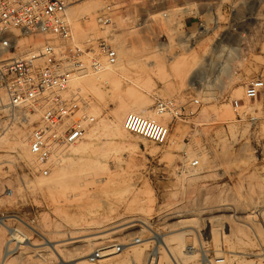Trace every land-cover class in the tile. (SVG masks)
Listing matches in <instances>:
<instances>
[{
    "label": "rangeland",
    "instance_id": "1",
    "mask_svg": "<svg viewBox=\"0 0 264 264\" xmlns=\"http://www.w3.org/2000/svg\"><path fill=\"white\" fill-rule=\"evenodd\" d=\"M89 1L78 0L68 8ZM98 1L93 15L95 30L89 28L87 17L75 22L68 17L73 38L81 42L112 30V45H120L121 51L116 48L118 60L127 59L128 64L98 82L96 90L70 85L71 94L86 102L82 112L95 117L84 137L68 148H58L60 155L45 164H38L34 157L28 163L16 134L24 131L28 149V133L40 113L34 111L37 115L32 119V111L0 107V137L4 136L0 141V218L8 228L17 226L28 233V241L36 244L24 243L28 247L18 249L0 225V261L9 242L11 251L4 258L11 254L8 260L14 257V264H68L79 261L74 260L76 246H83L86 260L94 248L110 240L124 243V253L99 264H133L155 249L161 251L164 264H169L167 251L155 238L159 235L167 239L175 256L181 254L189 264H201L203 255L223 260L231 257L233 264L237 260L264 264V183L260 184L264 176V120L256 125L237 122L230 105L231 99L242 97L245 82L264 71V41L257 37L259 28L264 29V9L258 12L260 27L255 20L250 22L252 36L243 44L248 49L246 57L217 71L221 58L212 53L213 36L195 35V26L184 28L172 15L161 17L160 13L176 7L178 1ZM220 6L210 2L198 8L208 17ZM98 13L112 17L105 29L95 21ZM117 16L131 19L117 25ZM186 22L193 24L190 18ZM43 39L35 36L28 38V43L38 47ZM138 97L148 99L149 111L139 112L145 115H152L157 97L183 102L196 97L201 105L186 121H173L165 145L131 133L111 135L104 122L116 121L118 113L126 109L123 125ZM0 98L6 103L2 89ZM201 155L208 162L204 164ZM194 158L199 160L198 167L188 168L186 163ZM251 197L261 201V210L250 211L246 204ZM249 213L244 220L248 229L243 232L236 223H243L238 218ZM131 220L145 221L146 227L111 234ZM185 230L192 231L175 238ZM100 234L106 237L102 243L91 246L85 241ZM136 235L143 243L131 250ZM43 236L53 244H65L60 255L52 253ZM179 240L185 246L180 247ZM190 246L196 255L186 261Z\"/></svg>",
    "mask_w": 264,
    "mask_h": 264
},
{
    "label": "built area",
    "instance_id": "2",
    "mask_svg": "<svg viewBox=\"0 0 264 264\" xmlns=\"http://www.w3.org/2000/svg\"><path fill=\"white\" fill-rule=\"evenodd\" d=\"M76 1L0 0V89L9 108L40 113L27 137V147L38 164L48 162L58 148H68L81 140L94 123V116L82 112L86 102L69 90L73 78L97 73L105 65H115L118 61L117 50L110 40L112 30L95 39L74 40L67 10ZM174 1H178L177 6L160 13L161 17L167 19L172 15L184 28L195 26V35L213 36L211 50L221 58L217 62L219 69L231 67L246 57L248 49L243 44L252 36L250 22L255 20L260 27L262 19L258 12L264 9V0ZM210 2L221 6L218 12L215 9L205 17L198 5ZM240 9L242 13H238ZM188 18L193 24L186 22ZM111 19L108 13H98L95 17L101 29L108 27ZM35 36L44 39L33 48L28 38ZM257 37L264 41V29L259 28ZM200 105L196 97L185 102L157 97L152 115L128 112L123 127L128 133L165 145L173 121H186L196 115ZM230 105L237 122L256 125L264 120V71L249 78L242 97L231 99ZM186 165L196 168L199 160L194 158ZM140 243V236L132 237L131 244ZM124 248V243L109 240L94 248L86 260L98 264ZM209 260L204 255L202 264H210ZM216 262H223V258H217Z\"/></svg>",
    "mask_w": 264,
    "mask_h": 264
},
{
    "label": "bare ground",
    "instance_id": "3",
    "mask_svg": "<svg viewBox=\"0 0 264 264\" xmlns=\"http://www.w3.org/2000/svg\"><path fill=\"white\" fill-rule=\"evenodd\" d=\"M100 2L98 0H94V1H89V2H85L83 4H78L76 6H74L73 8H68V17L72 20H75L77 21L80 17H87L88 20H89V28L91 30H95V25H94V19H93V15L97 9V7L99 6ZM130 17L126 16H117L115 22H117V25H123L124 22L128 21L127 19H129ZM131 19V18H130ZM133 19V18H132ZM76 27L77 29H82L79 25L78 22H76ZM191 36V35H190ZM189 38V37H188ZM114 39H116V37H114ZM41 45V44H40ZM33 48H36L34 46H32ZM116 48L120 50V45H117ZM125 62L128 64V60L126 59V61H124L123 58H120L119 57V60L118 62L115 64V65H105L104 68H102L99 72L97 73H92V74H87V75H83V76H80V77H76V78H73V80L71 81L70 85H72L74 88L77 87V86H80V85H84V86H87V87H90L92 89H97V87L99 86L98 82H103L107 77L108 75H110L111 73H113L114 71L118 70V69H125ZM209 64V63H208ZM144 70V69H143ZM223 71L224 68H221L219 69V65H217V71ZM146 73V72H145ZM146 76V75H144ZM149 76V75H147ZM98 85V86H97ZM101 85V84H100ZM91 89V90H92ZM4 98H0V107L1 106H4L6 105V103L3 102ZM134 105L132 107H130L128 110L129 112H136V113H139V112H143V113H147L149 110H148V99L146 97H138L137 99L134 100ZM126 111V109H124L122 112L118 113L119 115L116 116V118H118L116 121H110V122H103L106 124L107 128H108V131L111 133V135L113 136H119V137H125L127 135V131L124 129L123 125L121 124V119H122V116L124 114V112ZM142 113V114H143ZM32 116V119L37 115L34 113H31L30 114ZM145 115V114H144ZM148 115V114H147ZM29 117V116H28ZM27 119V117H26ZM24 119V120H26ZM115 120V119H114ZM30 121V120H29ZM106 121V120H105ZM25 122V121H24ZM119 122V123H118ZM4 136L0 137V141L4 140L3 138ZM16 140L18 141L17 143L19 144L20 148H21V151H23L24 153V156L26 158V160L28 161V163H32L33 162V158L34 157L31 152L29 151V149H26L25 148V133L24 131L23 132H19L18 134H16ZM22 153V154H23ZM61 153V150L60 149H57L56 150V153L55 155L56 156H59ZM192 153V152H191ZM54 155V156H55ZM191 155V154H190ZM189 158V156H188ZM202 162H204L205 164V161H207L205 159V155H201L200 156ZM208 162V161H207ZM203 164V163H202ZM208 165V164H207ZM209 166V165H208ZM63 167L61 168V171H63ZM262 174V173H260ZM257 179V178H256ZM261 183H264V176L261 177V180H260V184ZM259 184V186L261 187V185ZM257 197V196H256ZM261 201H258V198L256 199L255 197H251L250 198V201L246 204L250 211L253 210V208H258L257 210H261V207H260V203ZM245 214V213H244ZM249 215H251L250 213L246 216H243L241 215L238 220L243 222V223H236V227L239 229V230H245V229H248L247 225L245 224L244 220L248 217H250ZM210 218V217H209ZM217 218V217H215ZM219 218V217H218ZM213 219V218H212ZM181 221V220H180ZM210 222L214 221L213 220H209ZM140 223H136L134 222V220H131L129 223L126 224V226H122L119 230H115V231H112L111 234H115V233H120V231H124V230H127L128 228H131V227H134V226H139V227H146V222L145 221H139ZM179 222V221H178ZM182 222V221H181ZM0 225L7 231L8 235H9V241H12L15 245V247H17L18 249H20L21 246H25V247H28L27 245H36L34 244L33 242H30L28 241L30 239V235L24 231H22L20 228H18L17 226L16 227H9L7 225H5V223L3 222V219L0 218ZM31 228V231H37L35 230L33 227H30ZM101 231V230H100ZM192 230H185V231H181V232H178L176 233L174 236L176 239H179L180 237L182 236H185L187 234L190 235ZM102 232V231H101ZM100 232V233H101ZM244 232V231H243ZM241 232V234L243 233ZM41 234V233H40ZM106 234V233H105ZM110 234V233H109ZM128 235V233L126 234ZM131 235V234H129ZM85 236V235H83ZM108 236V235H107ZM188 236V235H187ZM44 237V243L48 244L47 247H49L51 250H52V253H57L58 255H60V252L63 251V249L60 247L64 246L65 244H53V241L45 236ZM74 237V236H73ZM93 237V238H92ZM90 239L88 237V239H85V241L88 242L89 245H95V244H98V243H102L103 241H101L102 239H105V235L104 234H100V235H97V236H92ZM110 237V236H109ZM69 238H72V236H69ZM155 238L157 239V242H160L162 244V246L164 247V249L167 251V254L169 255L170 259H171V263L169 264H189V263H186L184 262V257H180L181 254L179 256H175L174 255V252L173 250L170 248V246L168 244H166L167 242H165L164 239L166 238H161L159 235H155ZM226 238V237H225ZM241 238V237H240ZM74 241V239H71V241ZM76 240V239H75ZM99 240V241H98ZM167 240V239H166ZM249 240V239H248ZM66 241V240H65ZM81 240H78L77 242H79ZM83 241V242H85ZM76 242V241H75ZM178 242V241H177ZM250 242V241H249ZM2 243V242H1ZM24 243H27V245ZM143 243V242H142ZM142 243L140 244H132L130 246L131 250L132 249H135L136 247H138V245H141ZM67 244V243H66ZM85 244L88 246V244L85 242ZM179 244L180 247L182 246H185L180 240L179 242L177 243ZM193 244V243H192ZM44 245V244H43ZM10 242L9 244L6 243V249L4 251V256L9 253L11 251L10 249ZM98 246V245H97ZM178 246V247H179ZM30 247V246H29ZM83 246H76L75 249L78 250L76 252V256L74 258L75 259H79L78 262H75V263H68V264H79L80 262H84L86 261L87 264L88 261L85 260L83 257L85 256V251L84 249H82ZM99 247V246H98ZM192 247L193 246H190L188 247L187 249V256L185 257L186 258V261L188 259H192L195 257V252L194 250H192ZM66 250V249H64ZM122 253H124V250L120 253H117L109 258H106L102 261H100L99 263L101 262H104V261H109L110 259H114L115 257H117L118 255H121ZM256 253V252H255ZM254 253V254H255ZM264 253V252H262ZM261 254V253H260ZM11 255V254H10ZM8 255L7 257L2 258V260L0 261L1 263L0 264H14L12 261L15 260L14 257H12L11 259H13L12 261L11 260H8V257L10 256ZM177 255V254H176ZM258 255V254H256ZM175 256V257H174ZM204 256V255H203ZM231 256V255H230ZM233 256V255H232ZM17 257V256H16ZM142 257V256H141ZM258 257V256H257ZM163 255L161 253V251L159 249H155V251H153L151 254H143V257H142V260H139V259H136L133 264H164L163 262ZM203 259V257L201 258ZM259 259V258H258ZM210 264H216V258H213V259H210ZM232 258L231 257H227V259L223 260L224 264H233L232 263ZM239 260H237V263H234V264H262L260 262L258 263H252L250 261H246L244 262V260L241 262H238ZM259 261V260H258ZM28 262V261H26ZM59 262V261H58ZM61 262V261H60ZM63 262V261H62ZM118 262V261H117ZM115 263V264H123L122 262L120 263ZM196 262V261H195ZM65 263V262H64ZM98 263V264H99ZM220 263V262H219ZM24 264H26L24 262ZM67 264V263H66ZM110 264V263H109ZM193 264H200L198 262L196 263H193ZM202 264V262H201Z\"/></svg>",
    "mask_w": 264,
    "mask_h": 264
}]
</instances>
